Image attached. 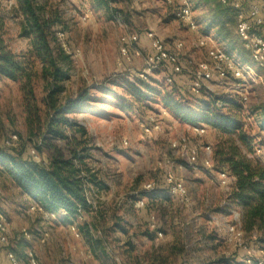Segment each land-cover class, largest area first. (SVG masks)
Listing matches in <instances>:
<instances>
[{
  "label": "rangeland",
  "instance_id": "1",
  "mask_svg": "<svg viewBox=\"0 0 264 264\" xmlns=\"http://www.w3.org/2000/svg\"><path fill=\"white\" fill-rule=\"evenodd\" d=\"M49 1L62 13L66 29L52 46L61 47L72 63L63 98L74 101L87 94L68 117L84 126L91 136L88 163L99 184L89 191L92 208L65 225L63 212L53 218L45 217L38 208L32 210V206H38L37 201L22 193L0 166V210L10 223V244L0 243V251L6 256L13 251L24 261L25 251L31 249L39 264H253L251 257L264 254L240 229V209L228 201L227 190L217 182L220 167L216 152L228 153L235 137L207 124L187 123L163 102L170 91L190 107H197L206 95L234 99L241 105L239 117L256 155L264 156L260 121L264 112V71L242 48L237 21L229 26L232 40L228 43L203 31L217 8L216 0H186L199 23L198 31L190 30L175 15L180 0H115L112 7L119 12L110 18L93 0ZM17 5L18 0H0V15L7 21L10 50L29 58L31 45L20 34L22 17ZM150 31L169 50L179 41L184 44L179 56L184 70L174 75L173 84L166 82L169 74L165 70L142 76L146 58L152 53L147 36ZM206 36L248 65L253 78L247 77L243 83L221 80L214 73L208 88L200 96L194 94L191 83L197 63L208 59L206 48L197 47V42ZM126 43L129 53L125 56L121 46ZM232 43L235 47L231 50ZM32 65L33 95L24 93L21 83L0 77V151L46 162L47 151L38 150L36 145L44 132L37 115L40 110L45 120L47 84L41 75V62ZM150 117L158 120L160 129L148 133L144 127ZM194 127H205V134L196 133ZM14 135L16 140L12 139ZM183 137L190 146L198 145L196 160L187 151L172 148V143ZM208 145L213 152L210 168L204 166L209 158ZM59 146L65 149L64 143L59 142ZM167 173L183 181L190 197L188 203L166 192ZM148 183H153L158 192H147ZM142 200L145 205L138 207ZM85 223L104 242L98 256L82 236L80 229ZM23 230L30 238L23 237ZM159 231L162 236H158ZM221 259L229 262L221 263Z\"/></svg>",
  "mask_w": 264,
  "mask_h": 264
},
{
  "label": "trees",
  "instance_id": "2",
  "mask_svg": "<svg viewBox=\"0 0 264 264\" xmlns=\"http://www.w3.org/2000/svg\"><path fill=\"white\" fill-rule=\"evenodd\" d=\"M93 2L99 10L105 11L109 18L114 16V12H119L112 7L115 0ZM216 3L217 8L203 31L221 42L230 43L232 32L229 26H233L237 21L235 11L231 5H224L219 0H216ZM16 10L22 17L20 34L29 40V53L32 58L20 56L10 50L7 43V21L0 15V77L21 83V90L24 93L29 91L33 95L34 90L30 86L35 76L32 64L37 60L41 62V75L47 88L44 100L45 120L42 121L40 110L37 115L39 127H43L44 132L36 147L40 151H47L48 156L46 162H38L11 152L0 151V166H3L15 186L22 193L32 196L45 213L57 215L63 212L62 222L65 225L72 224L81 213L92 208L89 191L91 186L99 184L88 163L91 158V136L84 126L68 117V113L74 112L76 106H80V101L87 98V94H82L74 101L63 98L66 90L64 82L70 77L69 68L72 63L70 55L61 47L52 46L54 41L59 39L58 33L66 32L60 10L49 0H18ZM229 47L232 50L235 46L232 43ZM244 51L249 56V52L245 49ZM202 93L203 91L198 96ZM163 100L164 105L179 119L194 126L207 124L228 137H235L228 153L223 150L216 152L217 164L220 167L218 171H228L234 177L228 201L240 209L242 232L264 254V156L256 155L254 144L244 131L238 113L241 105L234 99L206 95L197 107H190L177 100L173 91L168 92ZM29 101L26 99V105L31 111L33 107ZM33 106L35 110L38 109L36 105ZM261 117V127L264 128V112ZM33 121L32 119L31 122ZM59 142L64 143L65 149L58 147ZM80 230L91 251L98 256L103 240L95 236L87 223L83 224ZM23 258L25 261L26 251ZM250 260L253 264H264V255L251 257ZM220 262L229 261L221 259Z\"/></svg>",
  "mask_w": 264,
  "mask_h": 264
},
{
  "label": "built area",
  "instance_id": "3",
  "mask_svg": "<svg viewBox=\"0 0 264 264\" xmlns=\"http://www.w3.org/2000/svg\"><path fill=\"white\" fill-rule=\"evenodd\" d=\"M181 5L177 8L175 15L182 22L185 23L190 30L198 31L199 26L194 18L193 10L190 4L186 0H180ZM224 5H231L235 11L237 26L236 33L239 37L243 48L249 52L251 59L255 64L264 71V0H219ZM64 33L59 32L58 37L63 36ZM147 36L151 41L152 53L146 58L145 69L142 73L152 74L157 70H165L169 75L166 77V82L173 84L174 75L182 72L184 69L180 63V52L183 49V42L179 41L176 43L173 50H169L165 42L158 38L153 31H150ZM136 39V38H135ZM134 39V40H135ZM128 44L121 46V52L123 55H128L129 48ZM197 47L206 48L207 50V61H201L197 63L196 71L192 80L191 90L194 94L198 95L203 90L208 88L207 83L211 81L214 73L217 74L221 80L233 79L241 82H246L247 77H252V69L236 59L234 56L229 54L226 50L213 44L209 37H200L197 42ZM247 99L243 97V100ZM149 123L144 127L145 131L150 133L160 129L158 120L155 117H150ZM194 131L200 135L205 134V127H194ZM12 139L16 140L17 136L14 135ZM127 144V141H124ZM172 148L181 149L187 151L193 160H196L199 149L198 145L190 146L188 140L183 137L172 143ZM208 154L205 159V167L210 168L213 165L212 147L208 145L206 147ZM166 180L168 184L167 192L170 195L177 196L181 201L188 203L190 197H188V190L184 185L183 181L176 179L171 173H167ZM217 182L218 185L227 190V193L232 189L234 177L228 171H217ZM147 192H153L155 186L153 183H148L145 186ZM145 202L142 200L138 203V207H143ZM38 208L39 211L45 217H56L55 213L47 214L38 206H32L34 210ZM153 228L156 226L153 224ZM72 230L75 227L72 226ZM235 230V226L232 227ZM158 236H162V232H157ZM23 237L30 238V234L23 230ZM76 236L79 233L76 232ZM0 243L3 246H9L10 244V223L7 215L0 210ZM7 258L10 264H39L38 257L33 250L29 249L26 251V260L22 261L14 252L8 251Z\"/></svg>",
  "mask_w": 264,
  "mask_h": 264
},
{
  "label": "crops",
  "instance_id": "4",
  "mask_svg": "<svg viewBox=\"0 0 264 264\" xmlns=\"http://www.w3.org/2000/svg\"><path fill=\"white\" fill-rule=\"evenodd\" d=\"M149 44H150V40H149ZM0 264H10L7 256L5 255V252L3 253V251H0Z\"/></svg>",
  "mask_w": 264,
  "mask_h": 264
}]
</instances>
